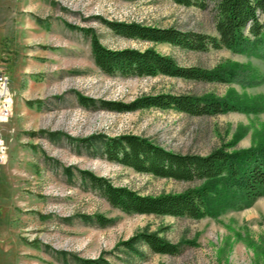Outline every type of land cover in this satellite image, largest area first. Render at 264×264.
Here are the masks:
<instances>
[{"label": "rangeland", "instance_id": "obj_1", "mask_svg": "<svg viewBox=\"0 0 264 264\" xmlns=\"http://www.w3.org/2000/svg\"><path fill=\"white\" fill-rule=\"evenodd\" d=\"M103 21L217 35L211 8L168 0H0V57L26 64L9 73L14 106L1 129L7 160L0 167V264H79L101 257L109 264H264V197L248 209L217 218L127 215L112 208L76 170L149 196L179 194L200 183L137 173L79 152L70 141L93 134L135 135L177 154L199 156L264 143V111L197 117L152 108L116 113L81 107L77 93L126 104L158 94L222 98L230 91L264 99V81L242 88L165 76H107L94 65L90 37L79 30H92L109 49L152 47L183 67L212 70L231 62L247 65L264 78V61L226 49L192 52L126 39ZM83 215H100L111 223L84 222ZM140 232L194 244H186L178 256L153 254L143 245L136 256L119 247Z\"/></svg>", "mask_w": 264, "mask_h": 264}, {"label": "trees", "instance_id": "obj_2", "mask_svg": "<svg viewBox=\"0 0 264 264\" xmlns=\"http://www.w3.org/2000/svg\"><path fill=\"white\" fill-rule=\"evenodd\" d=\"M183 7L199 10L211 8L214 13L216 36L176 28H157L137 23L103 21L117 36L148 42L167 44L185 51L206 52L226 49L264 61V0H168ZM90 37L94 65L107 76L157 77L165 76L206 83L236 84L242 88L260 85L253 68L226 62L212 70L179 66L167 55L154 48L119 50L102 46L92 30H79ZM83 108L128 113L144 109L173 110L189 116H215L230 112L257 114L264 111V99H247L230 91L225 97L213 95L158 94L144 96L130 103L93 100L75 94ZM77 150H84L92 158H101L141 174L179 182L200 183L179 194L157 196L141 195L125 187H116L107 179L86 170H76L82 181L89 184L112 208L127 215L169 216L201 220L217 218L228 211L250 208L264 197V143L244 150L228 152L217 149L206 156L177 154L150 140L135 135L107 137L93 134L82 139H70ZM71 177L70 168H65ZM84 222L100 226L111 223L100 215H83ZM189 241L171 243L158 233L140 232L119 244L128 252L141 256L143 245L153 254L178 256ZM79 264H109L103 257L78 260Z\"/></svg>", "mask_w": 264, "mask_h": 264}, {"label": "built area", "instance_id": "obj_3", "mask_svg": "<svg viewBox=\"0 0 264 264\" xmlns=\"http://www.w3.org/2000/svg\"><path fill=\"white\" fill-rule=\"evenodd\" d=\"M10 80L4 70L0 69V167L7 160V146L1 129L10 119L14 106L13 95L10 90Z\"/></svg>", "mask_w": 264, "mask_h": 264}, {"label": "crops", "instance_id": "obj_4", "mask_svg": "<svg viewBox=\"0 0 264 264\" xmlns=\"http://www.w3.org/2000/svg\"><path fill=\"white\" fill-rule=\"evenodd\" d=\"M20 31H23L22 29ZM1 49V46H0ZM2 50H0V54H1ZM26 67V64L23 61H19L17 62V60H12L10 58H1L0 57V69L4 70L5 73L8 75L9 77V73L10 71H12V69H23ZM10 79V78H9Z\"/></svg>", "mask_w": 264, "mask_h": 264}]
</instances>
